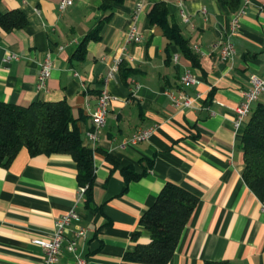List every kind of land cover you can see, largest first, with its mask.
<instances>
[{
  "label": "crops",
  "instance_id": "obj_1",
  "mask_svg": "<svg viewBox=\"0 0 264 264\" xmlns=\"http://www.w3.org/2000/svg\"><path fill=\"white\" fill-rule=\"evenodd\" d=\"M59 2L0 0V15L18 11L26 19L22 28L0 27V102L21 107L37 101L68 103L82 145L93 152L91 200L86 202L79 191L70 156L31 157L21 149L0 167V264H41L42 251L32 241L49 239L55 222L70 210L77 219L65 232L58 264H78L66 249L77 229L85 231L76 241L84 264H120L134 247L135 232L138 242H148L139 220L167 183L197 199L167 264H264V203L243 181L239 144L244 130L232 127L250 76H264V0H242L233 33L234 14L217 0H183L182 6L176 0H143L137 14V0H127L102 23L99 40L87 43L82 60L74 54L106 16L101 1L74 0L63 12ZM160 2L196 66L150 23L148 13ZM131 27L140 33V43L125 42ZM221 38L234 48L226 62L212 49ZM8 55L16 59L6 62ZM47 58L50 76L38 89L40 65ZM185 70L196 84L179 85ZM101 91L112 100L92 142L87 133ZM169 93L187 96L192 106H174ZM262 102L264 93L252 108ZM150 128L144 141L123 144ZM125 169L137 178L126 183Z\"/></svg>",
  "mask_w": 264,
  "mask_h": 264
},
{
  "label": "trees",
  "instance_id": "obj_2",
  "mask_svg": "<svg viewBox=\"0 0 264 264\" xmlns=\"http://www.w3.org/2000/svg\"><path fill=\"white\" fill-rule=\"evenodd\" d=\"M100 1V10L106 16L80 42L74 54L77 60L83 59L87 43L99 40L101 25L110 18L115 6L127 0ZM217 1L231 14H237L242 2ZM148 18L152 25L162 29L168 43L177 45L183 55L193 65L196 64L179 28L174 24L169 25L163 2L152 7ZM25 24V17L18 11L0 15V27L5 31L22 28ZM123 67L121 61L119 70L122 71ZM243 130L239 144L244 164L242 178L255 197L264 203V102L252 109ZM21 149H26L31 157L51 154L70 156L76 164L77 183L80 188H84L86 202H90L94 182L93 152L82 145L81 134L66 101H37L26 107L0 102V167L11 163ZM107 159L111 161L110 157ZM121 174L126 183L137 178L127 169L122 170ZM196 203L197 199L184 189L174 184H165L139 220V226L148 234V242H138L140 233L135 232L132 236L134 247L124 254L120 264H167ZM205 264L233 263L211 261Z\"/></svg>",
  "mask_w": 264,
  "mask_h": 264
},
{
  "label": "built area",
  "instance_id": "obj_3",
  "mask_svg": "<svg viewBox=\"0 0 264 264\" xmlns=\"http://www.w3.org/2000/svg\"><path fill=\"white\" fill-rule=\"evenodd\" d=\"M179 6H182L183 0H176ZM74 0H60L58 4L59 12H63L66 8L73 5ZM143 0H137V4L135 6V14L140 12L142 8ZM180 15L182 20L185 23H188V17L183 13L182 9L180 11ZM238 15L234 14L231 23V33L234 32L235 27L238 21ZM142 37L140 33L137 31L135 27H131L125 37L126 43H140ZM213 50L218 51L219 60L221 62H226L231 60L234 55V48L228 38L219 39L212 45ZM193 51L196 53H200L198 47H193ZM16 59L14 55H8L6 57V62ZM177 59V56H174V60ZM115 70V69H114ZM51 65L50 61L45 59V61L40 65V71L37 77V88L43 89L45 87V83L50 76ZM196 84V78L189 70H185L179 77V85L181 87H189ZM249 89L243 93V99L240 104L235 109V116L232 122V127L235 131L241 130L244 128L248 117L252 112V105L257 102L259 96L264 93V76H250L249 78ZM172 101L173 105L176 107H184L190 108L192 106V100L183 94H179L174 96L173 94H167ZM112 100V97L106 92L101 91L98 96L97 104L94 112L91 116L92 130L87 133V137L92 141L96 142L98 137V132L104 127L106 116L108 113L109 104ZM152 128L150 129H141L135 132L124 145H136L145 139L151 134ZM80 193H84V188L79 189ZM264 212V207L262 208ZM77 219V214L74 210H70L66 214L62 215L54 224L53 234L49 239H35L32 243L38 246L42 251V260L41 264H58L59 257L61 254V248L65 239V232L67 228L71 225L73 221ZM85 231L83 229H77L73 232V238L68 241L66 249L72 253L78 264H84V262L77 256L76 254V241L77 239L83 237Z\"/></svg>",
  "mask_w": 264,
  "mask_h": 264
}]
</instances>
